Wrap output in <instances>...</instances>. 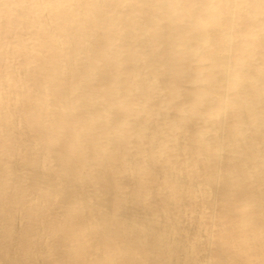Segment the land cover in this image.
Instances as JSON below:
<instances>
[{"label":"clouds","instance_id":"9594fccd","mask_svg":"<svg viewBox=\"0 0 264 264\" xmlns=\"http://www.w3.org/2000/svg\"><path fill=\"white\" fill-rule=\"evenodd\" d=\"M0 264H264V0H0Z\"/></svg>","mask_w":264,"mask_h":264}]
</instances>
